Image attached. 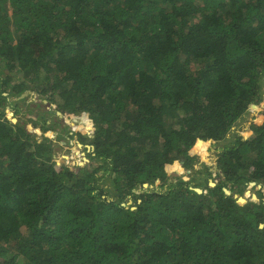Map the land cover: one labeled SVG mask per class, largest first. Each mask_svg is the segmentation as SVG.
<instances>
[{"label": "trees", "instance_id": "trees-1", "mask_svg": "<svg viewBox=\"0 0 264 264\" xmlns=\"http://www.w3.org/2000/svg\"><path fill=\"white\" fill-rule=\"evenodd\" d=\"M0 66L94 159L0 105V264H264V0H0Z\"/></svg>", "mask_w": 264, "mask_h": 264}, {"label": "rangeland", "instance_id": "rangeland-1", "mask_svg": "<svg viewBox=\"0 0 264 264\" xmlns=\"http://www.w3.org/2000/svg\"><path fill=\"white\" fill-rule=\"evenodd\" d=\"M0 66V70H1ZM17 77V75L12 74ZM1 76V73H0ZM29 93L33 92L32 89H27ZM26 91H24L26 93ZM4 95L7 96L6 93ZM263 97H264V88H263ZM60 103V102H59ZM0 105L5 106H16V113H14V108L11 107L12 113L10 114L9 111V117L13 116L11 120L14 118V122H19V124L24 125L26 129H30L31 134H33L37 139H41L42 136L50 137L52 141V146L54 149L53 152V160L55 162H58L59 156H66L68 158V161H70L72 164H64L67 167H70L71 169L78 171L80 168L84 167L86 164H88L90 161H93L92 158V146L86 144L83 145L79 140L77 139V135H75V132L78 129H85L88 130L89 134L92 135V129H93V123L87 119V118H78V115L73 116L72 119H66L63 115H59L58 110H56L53 105L51 106L49 103H47L45 100L35 101L30 100L27 95L23 97H18L15 95H10L6 99L0 98ZM262 105H264V99L262 102ZM54 112V113H52ZM57 113V114H56ZM61 113V112H60ZM35 118H39L38 120H35ZM83 120H88L89 123H85ZM83 121V122H82ZM30 126V128H28ZM85 126H91L92 128L89 130V128H84ZM77 160L82 161V165H77ZM101 160L96 159L94 164L92 166H95L96 164H101ZM63 164V163H60ZM102 173V171H99V175ZM191 175V169L185 170L182 173V178L187 180L189 176ZM212 181V180H211ZM218 179H214L212 182H216ZM108 181L107 180H101L99 186L105 188L108 187ZM252 183V185H251ZM251 185V186H250ZM252 189L256 193L257 200L252 201V199L247 200V202H254V203H260L261 201H264V187L261 182L257 181H250L247 183L243 193L246 189ZM144 185L140 186L137 185L132 188L133 194H129L124 198L123 204L126 206H133L135 202L138 200L136 198L137 194H140L143 190ZM231 193H233L228 187H226ZM242 193V194H243ZM110 194V193H109ZM239 194V193H235ZM112 195V194H110ZM237 204L243 205L244 203H239L236 200Z\"/></svg>", "mask_w": 264, "mask_h": 264}, {"label": "water", "instance_id": "water-1", "mask_svg": "<svg viewBox=\"0 0 264 264\" xmlns=\"http://www.w3.org/2000/svg\"><path fill=\"white\" fill-rule=\"evenodd\" d=\"M25 94H26V93L23 92V93L20 94L19 97H23V96H25ZM58 113H59V115H62L60 112H58ZM12 121L14 122L15 119L13 118ZM84 128H87V129L89 128V130H90L92 127H91V126H85ZM56 164H57V165H60L59 162H56ZM173 174L176 175V173H174V172H173ZM143 185H144V187H147V186H148V184H146V183L143 184ZM209 185H210V186H213V185H215V183L212 182V181L210 180V181H209ZM193 189H194L196 192H201V191H202L200 188H197V187H196V188H193ZM223 190H224V192H225L226 194H228V195L230 194V191H229L228 189L223 188ZM234 197H235V195H234ZM260 226L262 227V225H260Z\"/></svg>", "mask_w": 264, "mask_h": 264}, {"label": "flooded vegetation", "instance_id": "flooded-vegetation-1", "mask_svg": "<svg viewBox=\"0 0 264 264\" xmlns=\"http://www.w3.org/2000/svg\"><path fill=\"white\" fill-rule=\"evenodd\" d=\"M19 96H20V95H19ZM19 96H18V97H19ZM9 106H10V105H9ZM9 106H5V105H4V107H5V108H9V111H10V110H11V107H9ZM0 107H1V106H0ZM1 108H2V107H1ZM8 113H9V112H8ZM10 114H13L12 111H10ZM61 114H62V113H61Z\"/></svg>", "mask_w": 264, "mask_h": 264}, {"label": "bare ground", "instance_id": "bare-ground-1", "mask_svg": "<svg viewBox=\"0 0 264 264\" xmlns=\"http://www.w3.org/2000/svg\"><path fill=\"white\" fill-rule=\"evenodd\" d=\"M252 184V183H251Z\"/></svg>", "mask_w": 264, "mask_h": 264}]
</instances>
